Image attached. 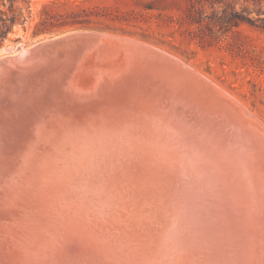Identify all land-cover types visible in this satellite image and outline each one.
<instances>
[{"label": "water", "instance_id": "95a60500", "mask_svg": "<svg viewBox=\"0 0 264 264\" xmlns=\"http://www.w3.org/2000/svg\"><path fill=\"white\" fill-rule=\"evenodd\" d=\"M78 36L82 42H75ZM29 53L19 58V67L31 72L19 74V81L36 80L38 91L31 83L24 93L25 102L36 94L39 109L25 105L32 117L36 116L33 119L39 126L37 135L45 133L36 137L40 142L33 152L37 157L48 154L46 160L42 159L49 166L44 168L47 176L37 174L41 181L36 185L43 191L39 196L49 198L50 202L43 205L35 197L27 201L23 192L11 200L13 191H10V197L6 196L0 207V223L3 226L5 223L11 233L22 230V225L28 226L24 230L32 232V242L41 251H49L46 258L51 264H105L107 259L121 264L117 258L122 252L120 246L125 244L119 236L129 235L126 232L135 228L139 232L140 225L136 220L133 227L123 222L119 228L120 219L107 223L100 213L103 210L112 215L119 213L118 206H123L120 199L132 194L127 184L131 179L151 181L150 175L156 177L160 184L154 191L171 207L174 201L186 197L198 202L204 210L209 205L217 206L207 197L221 191V185L217 184L221 174L214 172L207 161L200 164L203 155H212L204 152L216 147L215 139H234L238 135L235 128L245 127L251 121L264 129L257 116L193 66L139 39L92 31L71 32L39 42ZM13 61L12 56L0 59L4 66L13 65ZM12 65L9 68L17 67ZM73 66L76 67L71 70ZM117 68L125 70L124 74H102ZM73 79L82 86H76ZM47 82L57 85L63 93L53 94L46 102L45 91L39 87ZM57 125L62 129L60 138L64 143H59L62 150L52 147L40 151L38 146L43 138L58 135L54 129ZM111 129H124L126 134L116 138ZM75 132L82 139L80 149L73 142ZM97 135L103 138L100 149H95ZM158 137L165 138L164 142H158ZM231 142L236 144L235 140ZM111 147L113 151L109 152ZM217 156L218 153L214 157ZM13 158L0 157V180L5 176L1 172L10 168ZM98 187L105 189L102 195L97 194ZM165 190L167 196L162 195ZM137 196L147 200L150 195L142 190L137 191ZM140 202H136L135 209L140 208ZM22 207L33 214L36 229L48 232L43 238L49 244L43 247L39 243L41 237L35 233L34 225L26 223V215H30ZM8 212L10 216L6 217ZM93 212L101 223L93 218L96 215ZM86 215L92 218V232L79 228ZM150 221L145 227L152 230L159 220L150 218ZM130 240L137 243L134 238ZM54 248L59 258L50 252ZM135 248L136 253L140 250L147 253L141 242Z\"/></svg>", "mask_w": 264, "mask_h": 264}, {"label": "bare ground", "instance_id": "6f19581e", "mask_svg": "<svg viewBox=\"0 0 264 264\" xmlns=\"http://www.w3.org/2000/svg\"><path fill=\"white\" fill-rule=\"evenodd\" d=\"M81 39L78 36L75 42H82ZM35 46L36 44L27 48L21 47L12 55V58H14L13 65L4 66L5 63L0 62V111L2 114L0 117V157L1 160H4L6 156H14L13 161L11 159L9 162V164L12 162L10 168L1 172L5 176H2L0 180V207L4 203L3 199L6 196V199L10 197V191H13L11 200L18 193L20 195L21 192H23V198L27 201L31 200L32 197L37 199L41 197L39 193L43 191L40 190V186L36 185L41 178H37V174L47 176L44 168L49 167L42 160L43 158L46 160L48 154L46 157L44 155L37 157L33 152L37 147V143L40 142L37 141L36 137L45 133L37 135L39 126L36 127L33 119L36 116L32 117L30 109L25 105L28 103L31 109H39V106L36 105L38 104L36 94L29 102H25L26 96L24 93L30 88L31 83L33 84L36 80L19 81V74L31 72L23 70L25 67H19V58L30 55L29 51L33 50ZM11 65L17 67L9 68ZM75 65L77 64L75 63ZM75 67L73 66L71 70ZM75 72L73 74H76ZM123 72L125 70L117 68L116 71H108L102 74H124ZM22 77L24 75H21ZM73 82L76 86H82L74 79ZM56 87L57 85L51 82L39 87V89L45 91L46 102L53 94L63 93ZM34 89L35 92L38 91L35 83ZM65 96L72 97L70 94ZM248 114L251 115V113ZM54 129L57 130L58 135L43 138L38 146L40 151H48L52 147L62 148L59 144L64 143L63 138H60L62 129L58 125L54 126ZM235 130L238 135H235L234 139L230 138L227 141L225 139L222 141L219 139L213 140L216 147L210 152H204L212 153V155L205 154L200 161V164L204 161L209 162L213 171L221 174V178L217 182L222 187L221 191L213 192L207 197L217 206L208 204L209 208L204 210L198 202H192L186 196L181 201H179L180 198L174 201L172 207L166 205L159 199L157 192L154 191V188L160 182L154 179L156 177L150 175L151 181L135 178V182L132 179L127 182L134 183L128 185V189L132 194L126 197L125 200L120 199L123 201V206H118V214L112 215L105 210L102 211L103 217L101 218L105 222L112 224L120 219L119 228H121L123 222L133 227V224L137 223L138 216H134V213L130 214L129 205L132 202L136 204L137 201H142L143 198L137 196V191L146 190L150 196L140 203L148 204L152 208L150 210L152 214L147 213L145 223H152L150 218L159 220L152 230L146 229L144 224V226H140L139 232L135 228L126 232L129 235L119 236V239L124 241L125 244L120 246L119 251L122 252L119 253L117 258L121 264H146L147 261L153 264H264V129L260 124L251 121L245 127H236ZM46 131L48 133L47 129ZM111 131L116 138H121L126 134L124 129H111ZM76 134L77 132L74 135ZM76 136L73 142L80 149L82 139L78 137L80 134ZM83 140L88 141L84 136ZM96 140L98 144L95 149H100L103 138L97 135ZM164 140L165 138L158 137V142H164ZM232 140H235L236 144L232 143ZM220 150L223 151L220 152ZM110 151H113V147L109 149ZM106 152L109 154L108 150ZM217 153L218 156L215 158L214 156ZM4 163L7 164L8 161H4ZM41 166L43 172L39 170ZM30 176L33 177V186L31 184L32 179H28L31 178ZM107 185L109 184L107 183ZM104 190V188L98 187L96 192L101 195ZM27 193L29 194L27 195ZM162 195L167 196V191L165 190ZM175 204L176 209H174ZM23 212H25L24 209ZM154 212H162L160 214L165 216L159 217ZM190 212L192 213L190 214ZM27 213L31 212L28 211ZM9 216V212L6 213V217ZM84 217L88 218L87 215ZM26 223L30 226L34 225L28 220H26ZM27 227L22 225V230L19 229L17 233H11L5 223L4 226L0 223V264H51L46 258L49 251H39V246L32 242V239H34L32 232L24 230ZM34 228L35 233L38 234L40 231L36 227ZM85 232L87 233V231ZM39 234L41 235V233ZM132 238L137 240V243H132L130 240ZM37 239L38 237L36 241L39 242ZM39 239L42 241L39 243L44 244L43 247L45 244H49L46 239ZM130 241L131 243H129ZM140 242L147 253H142L141 250L138 253L134 251L138 250L135 247L139 246ZM56 249H51L50 252L59 258ZM125 253L130 255L128 259H126L127 255ZM121 255L124 257L119 258ZM145 255H149L148 258ZM142 256L145 258L143 259ZM139 258H142V260H139ZM111 261L104 260L105 264H113Z\"/></svg>", "mask_w": 264, "mask_h": 264}, {"label": "trees", "instance_id": "16d2710c", "mask_svg": "<svg viewBox=\"0 0 264 264\" xmlns=\"http://www.w3.org/2000/svg\"><path fill=\"white\" fill-rule=\"evenodd\" d=\"M183 2L184 6L177 7L145 2L137 4L139 7L121 8L116 4L85 6L74 1L69 9H63L53 1L42 6L32 36L92 30L127 35L180 51L178 35L202 48L219 47L226 41L225 47L237 55L255 53L248 49L247 37L240 29L247 26L264 33V0H243L240 7L241 0H182V5ZM30 8V0H0V48L16 25L26 29L32 16Z\"/></svg>", "mask_w": 264, "mask_h": 264}, {"label": "rangeland", "instance_id": "374dc122", "mask_svg": "<svg viewBox=\"0 0 264 264\" xmlns=\"http://www.w3.org/2000/svg\"><path fill=\"white\" fill-rule=\"evenodd\" d=\"M53 1L57 2L58 6H60L63 9H69L70 5L74 1L78 3H82L85 6L116 4L121 8L136 7V6L139 7L141 5H137V4L145 3V2L156 3V5L158 6L160 4H170V5H174V7L175 6L177 7L178 4L180 6H184L185 4L183 2L182 5V0H30V5H31L30 9L32 12V16L31 18L28 19V21L25 24L26 29H24L19 25H16L14 27L13 32L7 36V38L3 42L2 47L0 48V59L14 55L21 47L27 48L53 37L61 36L71 32L92 31V30H81V29L66 30L61 32H55L51 35L33 37L32 36L33 27L38 19V14L42 6L44 4ZM242 4H243V0H241L239 7ZM1 8L6 9V7H3L2 5ZM263 9H264V4H263ZM240 30L243 33V35L247 37L248 49L250 51L254 50L255 53L247 54V56L245 57L237 55L233 53L229 48L227 49L225 47L227 43L226 41L222 44V46L219 47L202 48L198 46L197 43L185 40L184 38H181L178 35H177L178 38L177 45L180 46V51H175L165 46H158V45L156 46L166 50L167 52L175 55L176 57L182 59L186 63L193 66L201 74L208 77L215 84H217L225 91L230 93L233 97H235L240 103L243 104L244 107H246L249 111H251L254 116H257L264 123V33L260 31L252 30L247 26H243ZM92 32H97V31H92ZM105 34L134 38L127 35H120L113 33L111 34L105 33ZM230 37L231 36L227 37L228 40H231ZM78 84L81 85L80 82H78ZM42 169L43 168L40 169L41 172H43ZM110 177L111 175H108V178ZM127 184L131 185L134 183H127ZM28 194L29 193H27V195ZM38 199H39L38 201H42L43 205H48L47 203L50 202L49 198L46 197H39ZM132 203H130L129 205L130 214L132 215L134 213L133 214L134 216H138L136 220L139 221L140 226H144L145 218L148 215L147 213L152 214V211H150L152 208L148 206V204H142V206L145 205L148 207L143 206L142 209L140 205L138 206L140 207L139 210H137L135 209L137 207L135 206V202L133 204ZM23 209L26 213L28 212L26 208ZM28 214L30 216L26 215V220L32 222L36 227V221L33 218V215L31 213ZM94 214L96 215L94 216L92 215L93 218H95L96 221L99 222V220H97L99 219L97 217V213ZM154 214H158L159 217H161L162 215L160 214V212H156V213L154 212ZM102 215L103 214H101L100 217H103ZM84 218H85L84 221L85 224H83V222L80 221L79 228L82 229L83 231L92 232L91 231L93 229L92 219L91 218L89 219V217L88 218L83 217V219ZM57 225L59 226V224ZM39 231L41 235L39 233L38 235H40L39 237L41 238H43L44 235L46 236V234L48 233L47 232L44 234L43 232H41L44 230H39ZM36 251L39 252L40 249L39 251L38 249H36ZM125 254L127 255V253ZM129 256L130 255L128 254L126 256V259H128ZM145 256H147L146 258H148L149 255H145ZM123 257L124 256L121 255L119 258H123ZM142 258L140 260H142ZM146 264H153V263L147 261Z\"/></svg>", "mask_w": 264, "mask_h": 264}]
</instances>
